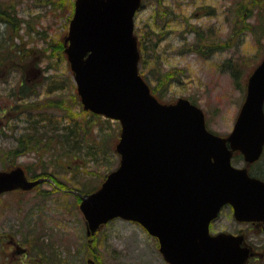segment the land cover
<instances>
[{"label":"rangeland","instance_id":"1","mask_svg":"<svg viewBox=\"0 0 264 264\" xmlns=\"http://www.w3.org/2000/svg\"><path fill=\"white\" fill-rule=\"evenodd\" d=\"M0 3L14 8L16 18L21 21L20 37L10 44L24 43L27 49L36 50L49 47L46 54L34 57L32 67L29 63L33 60L25 61L26 84L41 89V95L19 104L25 108V104H37L43 98L65 100L64 110L47 109L45 114L57 119L55 122L61 123V127H85L91 118L79 104L67 56L64 58L57 50V46L65 45L74 10L64 1L57 9L49 0H0ZM237 3V0H144L135 17V35L146 46L140 71L149 85L156 88L167 104L180 98L197 104L206 114L209 130L221 136L232 132L246 98L249 77L264 58V8L254 7L250 12V7ZM239 8L244 15L238 19ZM246 11L250 15H245ZM8 36H11L8 27L0 24V44ZM199 36L211 46V50L204 49L208 53L195 48ZM164 73L175 76L164 84L160 82ZM22 74L19 68L9 72L4 65L0 66L1 170L13 169L6 166L7 154L24 128L30 126L26 122L27 113L19 114L24 110L22 107L13 111L8 123L4 112L16 104L11 94L23 84ZM48 90L52 93L48 94ZM29 108L34 110V106ZM94 121V136L84 140L82 150L95 146L93 141L97 140L99 151L96 157L84 154L85 159L78 160L80 168L67 167L61 155L65 147L52 149L44 158L33 148L15 159L16 167L30 172L27 174L30 179L36 173L35 176L42 175L37 179L48 178L51 182L42 183L31 192L15 191L0 197V264H88L89 259L95 264H167L157 240L134 223L116 219L93 238L87 235L80 200L73 192L97 190L121 159L116 150L121 125L105 117ZM55 122H48L49 128L55 127ZM234 164L244 166L239 157ZM263 165L264 161L260 166ZM226 212L222 220L228 216ZM22 249L26 253L17 252ZM35 249H41L43 254L39 255ZM47 256L53 263L46 261ZM253 264L264 261L256 260Z\"/></svg>","mask_w":264,"mask_h":264},{"label":"water","instance_id":"2","mask_svg":"<svg viewBox=\"0 0 264 264\" xmlns=\"http://www.w3.org/2000/svg\"><path fill=\"white\" fill-rule=\"evenodd\" d=\"M143 0H75L65 40L84 110L120 122L119 167L100 189L80 194L87 235L121 218L159 240L169 264H245L250 251L230 236L211 237L209 224L231 205L237 220L264 222V182L233 166L264 150V59L249 77L233 131L208 130L190 100L161 103L139 73L135 16ZM51 182L25 170H0V196ZM94 264L93 260H89Z\"/></svg>","mask_w":264,"mask_h":264},{"label":"trees","instance_id":"3","mask_svg":"<svg viewBox=\"0 0 264 264\" xmlns=\"http://www.w3.org/2000/svg\"><path fill=\"white\" fill-rule=\"evenodd\" d=\"M64 3H68V7L72 10H74V2L75 0H49V3L56 6L55 8H60ZM67 1V2H66ZM238 3L244 4L245 7H250L249 11L252 12L254 7H258L261 10L264 8V0H237ZM237 3V4H238ZM248 11H246L245 15L247 14ZM73 13V12H72ZM244 12L240 10V8L237 10V15L238 19L243 16ZM250 14H247V16ZM250 17V16H249ZM237 19V21H238ZM245 20V19H244ZM20 23L21 21L16 18V13H14V8L7 6L3 7L2 4L0 3V24L1 25H6L9 29V33H11V36H8L9 38H4V42L0 44V66L4 65V67L7 69V71L11 72L16 69H20L22 74L23 81L20 85V88L16 91H14L13 94H11L12 99L15 100L16 104L11 110L8 109L5 112H7V123L11 121L12 114L17 111L18 107H22L24 109L21 113L24 115L26 114V117L28 120L26 122L29 123V127L24 128V133L17 137L15 139V146L10 150V152L7 154V168H15L16 163L14 162L15 159L19 158L23 153H26L28 151H31V149L36 148V153L38 155H41L46 157L52 149L59 148L61 147L64 148L65 150L63 151L64 153L61 154L62 157L64 158L65 163L67 164V167H73V165H77L78 168H80V164L78 163L79 159L82 160L84 157V154L88 157H96L98 153V144H100L97 140L93 141L94 145H89L87 150L83 152L82 147L85 143L84 140H87L86 138L90 136H94L92 131H94L95 127V119L100 120L102 117L97 116L91 112H85L90 116V120L88 121L89 124L85 125V127H72L70 126H64L61 127V123H57V119L53 118L52 116H47L45 114L46 110L52 109V110H58V109H65V100L63 102L61 101H56V100H50V98H46L40 102L37 103L39 106H36L37 104H25L27 105L25 108L23 107L22 104L24 101L31 99L34 101V97L37 99L39 95H41V89L40 91L37 90V87H31L28 84H26V78H24V75L26 72H24V69H27V66H25L26 62L30 58V60H33L34 57L36 56H41L43 54H46L47 48H43L40 50L36 49H27L25 47V44H18L15 43L13 44L10 41H17V39L20 37L19 32L20 30ZM22 38V37H21ZM199 40L196 42L195 48L199 52H205L206 50L204 49H210L211 46H208L204 40L199 36ZM209 42V41H208ZM145 45L143 41L139 42V49L141 53V59H140V65L143 64L142 62L144 61V55H145ZM57 50L61 52V54L66 57L65 54V45L62 44V46H57ZM208 53V51H206ZM36 53V54H35ZM5 60V61H4ZM34 63V60L29 63V66L32 67ZM26 67V68H25ZM142 76L144 77L143 73H141ZM165 75L161 79L160 82H163L164 84L168 82V80L173 79L175 75L171 73H164ZM145 78V77H144ZM146 80V78H145ZM152 88V93L161 101V96L158 95L156 88ZM48 94L52 93L50 90L47 91ZM39 101V100H38ZM79 102V101H78ZM165 103V102H164ZM81 105V103H79ZM34 106V110L30 111L29 107ZM67 107V106H66ZM14 111V112H13ZM45 111V112H44ZM66 112V111H64ZM47 113V112H46ZM67 114V113H66ZM50 119V120H49ZM55 119V120H54ZM49 123L53 124L55 122L56 126L53 128H49ZM41 123H44L43 126H40ZM83 130L82 134L80 132ZM42 151V152H41ZM106 152V151H105ZM27 174L30 175V172L28 170L26 171ZM42 174V173H40ZM36 173L34 174L33 179H37L41 177L42 175L35 176ZM106 178V177H105ZM105 180V179H104ZM102 184V183H101ZM100 187V186H99ZM38 188V187H37ZM96 188H93L91 191H80L83 193H89L94 191ZM90 190V189H89ZM36 250V249H35ZM36 252L41 255L43 254L41 249L36 250ZM46 256V255H45ZM43 255V257H45ZM53 260V259H52ZM50 261V258L47 256L46 261L47 262H52ZM53 263V262H52Z\"/></svg>","mask_w":264,"mask_h":264},{"label":"flooded vegetation","instance_id":"4","mask_svg":"<svg viewBox=\"0 0 264 264\" xmlns=\"http://www.w3.org/2000/svg\"><path fill=\"white\" fill-rule=\"evenodd\" d=\"M264 161V151L261 158L252 163L246 164L242 168H247L249 174L264 181V165L260 166ZM227 210L228 216L222 220V214ZM237 227H240L237 229ZM212 237L221 235H230V239L236 243L240 249L248 248L250 257L246 264H253L258 260L260 263L264 261V223L240 222L234 216L232 207L226 206L217 219L212 221L209 226ZM18 253H26L25 249L17 251Z\"/></svg>","mask_w":264,"mask_h":264}]
</instances>
